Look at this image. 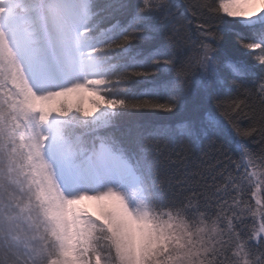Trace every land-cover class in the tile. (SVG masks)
<instances>
[{
	"label": "snow or ice",
	"instance_id": "snow-or-ice-1",
	"mask_svg": "<svg viewBox=\"0 0 264 264\" xmlns=\"http://www.w3.org/2000/svg\"><path fill=\"white\" fill-rule=\"evenodd\" d=\"M197 71L219 116L123 126L180 113ZM174 131L216 163L172 167ZM0 264H264V0H0Z\"/></svg>",
	"mask_w": 264,
	"mask_h": 264
},
{
	"label": "trees",
	"instance_id": "trees-1",
	"mask_svg": "<svg viewBox=\"0 0 264 264\" xmlns=\"http://www.w3.org/2000/svg\"><path fill=\"white\" fill-rule=\"evenodd\" d=\"M230 19L231 18L223 17L219 23L213 24L214 29H219L222 32V39L219 42V55L220 60L224 63H227L229 60L235 61L245 58V50L240 48L239 43L235 39V33L236 31H239V29L234 27L231 23L224 22ZM210 23L212 22L210 21ZM229 74V70L222 68L218 75L213 80L209 81L207 88L213 93H217L224 89V84L227 83L229 88L224 89V91L230 92L231 96L235 97L237 95V89L236 86L232 84L231 80L227 79ZM198 79L199 73L197 71L190 78L189 95L180 113L175 116L167 114L170 118L164 120L156 119V116L164 114H156V116H154L151 113H145L125 121L123 126L134 132L136 125L151 122L155 124L167 125L175 130L178 124L184 123L191 124L194 127H199L209 111H212L219 116L220 113L216 109V100L212 99L209 101L206 98L205 89L197 83ZM221 98L226 99L227 96L222 95ZM161 143L167 145V150L172 153V167L179 168L181 170L184 168L190 170H203L207 166L215 164L216 159H214V157L219 155L214 148L209 146L206 140L201 139L189 141L183 139L175 131L173 132L171 139L164 140ZM250 147L258 150L259 145L252 143L250 144Z\"/></svg>",
	"mask_w": 264,
	"mask_h": 264
},
{
	"label": "rangeland",
	"instance_id": "rangeland-1",
	"mask_svg": "<svg viewBox=\"0 0 264 264\" xmlns=\"http://www.w3.org/2000/svg\"><path fill=\"white\" fill-rule=\"evenodd\" d=\"M90 99L91 98L87 94L84 95V100H83L82 106L84 107L85 110H89V111L92 110V105L89 102ZM67 100H68L69 105H71L73 108L78 103V97L76 95H72V96L68 97ZM87 207H88V210L90 212L96 213L98 211V206L94 203L88 202Z\"/></svg>",
	"mask_w": 264,
	"mask_h": 264
}]
</instances>
